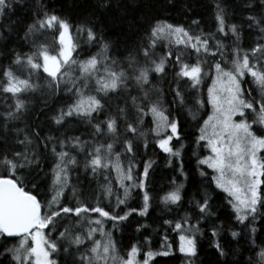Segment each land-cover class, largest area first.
I'll list each match as a JSON object with an SVG mask.
<instances>
[{
    "label": "snow or ice",
    "instance_id": "6c2138e0",
    "mask_svg": "<svg viewBox=\"0 0 264 264\" xmlns=\"http://www.w3.org/2000/svg\"><path fill=\"white\" fill-rule=\"evenodd\" d=\"M174 2L156 0L165 12ZM136 5L94 0L73 23L32 0L30 18L17 21L10 14L28 8L27 0H0V18L9 21L0 22V264H151L173 254L168 230L177 235L183 264H196L195 237L215 214L213 186L225 194L232 240L244 235L250 251L259 247L247 264H264L255 227L264 220V0H236L232 8L212 0L214 31L200 29L198 19L185 27L142 16L121 55L103 18L114 7ZM77 124L85 126L79 135L70 127ZM189 135L196 172L208 185L195 201L198 215L164 218L156 250L142 232L150 225L137 221L136 241L122 252L115 234L133 215L145 217L153 199L148 188L157 161L141 159V146L146 154L154 145L187 179L183 163L175 164ZM201 147L209 155H197ZM172 184L159 198L169 212L180 206L184 188L175 178ZM134 194L139 207L129 205ZM222 231L213 222L210 247L226 264Z\"/></svg>",
    "mask_w": 264,
    "mask_h": 264
},
{
    "label": "trees",
    "instance_id": "16d2710c",
    "mask_svg": "<svg viewBox=\"0 0 264 264\" xmlns=\"http://www.w3.org/2000/svg\"><path fill=\"white\" fill-rule=\"evenodd\" d=\"M27 2L28 8L20 10L19 6H17V10L10 14L12 20L27 21L30 18L29 9L32 7V0H27ZM44 2L45 4L54 7L58 14L66 16L73 23H76L92 11L91 5L94 3V0H44ZM123 2L129 3V0H123ZM224 2L229 8L236 5V0H224ZM185 7H187V11H185ZM162 8L163 5H158L156 0H137V5L127 11L124 8L114 7L107 13V16L103 18L105 35L114 44L120 45L121 55H126L127 53L125 51L124 43L128 40H133L134 42L135 33L137 31L136 25L144 22L141 20L142 16L149 19L151 16L160 15L161 17L168 19L170 22L181 23L185 27L191 24V19H198L201 21L200 29L207 31L211 27L213 31L215 30V22L212 19V0H175L173 5H167L168 10L166 12L163 11ZM49 10H51V8ZM239 10L240 9H237V11ZM235 19H238V17ZM0 22L8 23L9 21L7 17H4L0 18ZM5 35H7V33H5ZM15 40V36L11 37L8 42V47H12V42ZM130 46L131 45L129 44V47ZM25 50H27V48H25ZM92 51H95V49ZM158 51H163L162 46L158 49ZM163 87L167 90V84H164ZM244 88L245 91H248V85H245ZM253 89H255V85H253ZM204 92L206 99V88ZM39 107V97H37L33 108L34 110L39 111ZM184 115L186 116V114ZM249 118H252L251 114H249ZM43 119V116H41V120ZM27 120L28 123H31L33 116H28ZM148 120L150 124V117ZM192 123L193 122L191 120L188 121V124L184 129L186 133L190 134L194 131V129L190 127ZM70 127L76 135H79L85 128L83 124L72 125ZM184 143L185 148L182 152V159L181 161L176 162L175 168H178L180 163H183L187 179L183 176L179 177L178 172L175 171L173 167L166 166L167 158L163 153L159 152V149H155V151H153L154 145L150 146L146 154L145 150L141 146V159L147 160L152 158L157 161V163L153 166L154 170L151 173V182L148 188V191L152 195L153 199L151 201L149 212L145 217L133 215L130 217V220L132 221L131 226L128 227L124 233L115 234L116 243L119 245L122 252L127 249L130 241H136L138 234L134 229L137 221L150 225L149 228L143 229L142 232L151 238L154 250L159 249L161 237L165 235L163 220L164 218H170V212L164 210V205L160 203L159 198L175 187V185L172 184L173 178L176 179L177 184L183 183L184 188L181 190L182 201L180 202V206L178 208L173 206L172 211L177 212V210L180 209L183 216L185 214L191 217L198 215V212L195 210V201L203 199L204 190L208 185L204 183L203 178H201L196 172L195 156L193 155V150L196 146L192 143L191 135L185 139ZM196 153L197 155H208L206 149L202 147L196 149ZM142 168L143 164L141 163L138 165L137 171H141ZM205 171L210 172L208 169H205ZM72 179L73 182H75V174H73ZM212 190L216 193L211 201L212 210L215 214L210 217L207 222L200 225L203 229V233L197 234L195 237L197 240V256L192 259L196 261V264H225V261L220 260L215 253V250L210 247V233L214 222L217 225H222L224 228V231L221 233L220 241L228 252L226 264H247L250 258L254 259L256 257L259 247H257L254 251H250L244 235L238 237L237 240H232L227 231V228L230 226L228 217L231 213L228 206L223 202L225 194L216 190L214 186L212 187ZM129 205L139 207L141 205V200L135 198L134 194L133 198L129 200ZM170 219L173 218L171 217ZM175 219L179 218L176 217ZM195 222L196 221L193 218L192 223ZM231 224L237 231H239L242 227L241 225H236L234 221H232ZM108 226L110 227V225ZM255 227L257 228V244L259 245L261 241H264V220L258 217ZM167 235L168 243L173 245V254L168 257H155L151 264H183L184 257H182L181 254L175 250L177 243L176 233L168 230ZM141 239H143V237H141Z\"/></svg>",
    "mask_w": 264,
    "mask_h": 264
},
{
    "label": "rangeland",
    "instance_id": "374dc122",
    "mask_svg": "<svg viewBox=\"0 0 264 264\" xmlns=\"http://www.w3.org/2000/svg\"><path fill=\"white\" fill-rule=\"evenodd\" d=\"M234 119L238 120L239 117H236ZM208 155H209V153H208ZM178 175H179V172H178ZM179 177H182V176L179 175ZM141 203H142V201H141ZM182 216H183V214L180 211V209H178L177 212L176 211H172V212L169 213V217L170 218L172 217L173 219H175L176 217L181 218ZM176 239H177V243H176V249L175 250L178 251L179 240H178L177 236H176ZM142 258H143L142 256L138 257V259H141V260H142Z\"/></svg>",
    "mask_w": 264,
    "mask_h": 264
}]
</instances>
